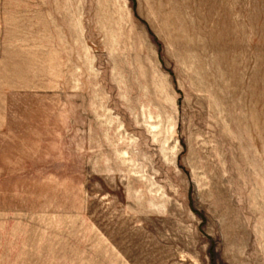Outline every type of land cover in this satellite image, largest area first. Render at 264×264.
I'll return each mask as SVG.
<instances>
[{"label": "rangeland", "instance_id": "374dc122", "mask_svg": "<svg viewBox=\"0 0 264 264\" xmlns=\"http://www.w3.org/2000/svg\"><path fill=\"white\" fill-rule=\"evenodd\" d=\"M0 264H264V0H0Z\"/></svg>", "mask_w": 264, "mask_h": 264}]
</instances>
